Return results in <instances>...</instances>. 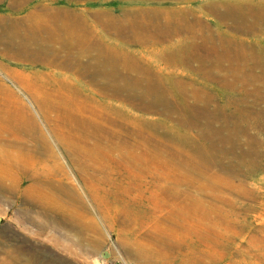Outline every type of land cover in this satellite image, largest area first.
I'll use <instances>...</instances> for the list:
<instances>
[{"label":"rangeland","instance_id":"1","mask_svg":"<svg viewBox=\"0 0 264 264\" xmlns=\"http://www.w3.org/2000/svg\"><path fill=\"white\" fill-rule=\"evenodd\" d=\"M12 2L0 0V264H264V0ZM40 3L79 12L86 33L140 62L178 110L112 96V132L86 142L65 95L72 73L22 33ZM221 3L241 6L242 25ZM172 6L188 10L184 27L160 42H129L94 17ZM206 36L226 42L199 50ZM192 107L208 117L190 118Z\"/></svg>","mask_w":264,"mask_h":264},{"label":"bare ground","instance_id":"2","mask_svg":"<svg viewBox=\"0 0 264 264\" xmlns=\"http://www.w3.org/2000/svg\"><path fill=\"white\" fill-rule=\"evenodd\" d=\"M12 1L14 5L20 7L28 0ZM177 1L181 2L187 0ZM222 7L223 8L218 11L224 17L231 19L235 27L242 25L243 21L247 18L246 16H248L244 13L241 6H235L231 3L225 5L224 3ZM175 8L176 7L173 6L162 7L155 11L150 10L152 14H149L150 12L148 9L130 7L118 15L112 14L109 11H96L97 13H94V17L100 15L104 16V18H106L104 24H106L108 29L123 32L126 34L125 36L129 42L136 40H153L155 42H160L162 39H169L170 36L177 35L180 28L184 27L182 23L185 19L183 20L180 15L184 16L188 10L177 7L176 11ZM39 11L44 12L39 14ZM257 13L255 12L254 14ZM24 17V20L29 21V23L25 25L22 33L30 38H36L38 41L40 40L38 42L40 48L39 57H49V55L52 54L54 55L52 59L55 61L46 60L47 64H60L64 69L72 73L69 74V76L73 81L65 88V95L72 99L74 106L80 108V111H83L79 113V115L84 121L88 122V125L82 130V136L86 142L90 141L95 146H98L103 140L101 136H98L97 131L103 128V130L108 129L112 132V126L110 125L112 120L108 111V106L113 105L109 102V98L112 96H116L119 99L126 96L130 98V100H138L140 103L144 104V108L161 107V109L166 112L178 110V108L168 105L170 95L168 93H162L163 91L160 85L162 82H159L157 77L145 70L140 62L130 60L124 54H121L123 53L122 51H109V49H106L107 47L100 45L97 39L85 32V26L83 28V17L73 8L66 6L49 7L46 4L40 3L30 8ZM137 29L141 30L144 34L141 35L137 33ZM186 39L187 38H182L180 40ZM204 40H210V42L208 45L203 44L199 50L220 51V44L226 42V40H221V38H211L207 36L201 37V41L203 42ZM211 43L216 44L212 45ZM164 49L169 48L166 45L162 47V50ZM92 50L101 57L94 59L92 63H88L87 60L84 61V59H82L83 57L80 53H90ZM61 52H65V54L59 56ZM24 54L26 55L25 52ZM111 56L114 57L111 58ZM174 60L177 61L178 59ZM230 68H234V66ZM62 73L65 74L64 72ZM86 107L88 113L84 111ZM116 109L121 110L119 106H116ZM206 109V107L190 108L193 116L190 118L202 117L204 115L208 117L209 113ZM222 115L224 116L225 114L222 113ZM187 122L195 123V120L189 119ZM115 125V128L121 129L119 121H116ZM88 127H92L94 130H88ZM223 128L222 126L218 129L223 130ZM236 128L237 122H234L233 130ZM118 139L116 135H112L108 140L109 147H115L120 141V139Z\"/></svg>","mask_w":264,"mask_h":264}]
</instances>
